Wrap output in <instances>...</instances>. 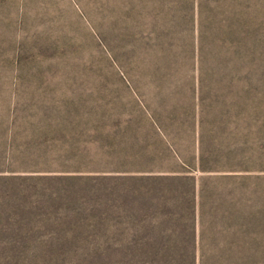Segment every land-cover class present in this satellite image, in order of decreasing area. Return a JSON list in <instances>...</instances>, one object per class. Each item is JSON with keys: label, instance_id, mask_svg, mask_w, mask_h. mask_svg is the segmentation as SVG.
<instances>
[{"label": "rangeland", "instance_id": "obj_1", "mask_svg": "<svg viewBox=\"0 0 264 264\" xmlns=\"http://www.w3.org/2000/svg\"><path fill=\"white\" fill-rule=\"evenodd\" d=\"M2 169L185 181L131 188L170 219L121 194L1 232L0 264H264V0H0Z\"/></svg>", "mask_w": 264, "mask_h": 264}, {"label": "trees", "instance_id": "obj_2", "mask_svg": "<svg viewBox=\"0 0 264 264\" xmlns=\"http://www.w3.org/2000/svg\"><path fill=\"white\" fill-rule=\"evenodd\" d=\"M198 10L201 13V8H194V13H199ZM214 10L215 14L222 16V18L231 13V10L222 4H218ZM196 22L198 35H201V21ZM216 30L220 29L217 28ZM221 30L230 37L242 36L241 40H233L229 43L228 50L230 52L242 49L245 34L243 26L239 28L237 24L236 27L226 25ZM28 172L30 171L12 169H2L0 171V223H2L0 233L8 232V230L16 233L23 232L27 228L28 222H36L37 220L40 222L46 219H55L58 222L59 217L66 218L70 213L73 214L68 219H74L75 223H79L80 220L76 217L91 216L93 200L95 203L102 202L105 204L109 197L121 194L125 200L123 207L126 209V213H124L126 217L130 216L128 215L130 213L128 208L130 207L136 212V217L142 220L149 219L151 216H154L153 219H170L172 217L170 213H159L158 209H152L151 206L146 207L144 200L148 198V195L143 190L142 193H139L131 190V188L162 186L168 190L171 188V183L185 181V178L180 176L153 171H127L118 176H104L85 172L19 174ZM111 183L124 184L122 188H117L111 186ZM151 195L155 196L153 193ZM86 208H88L89 213H82ZM70 210H73V212ZM143 210L150 211L146 214ZM65 212L67 213L61 215ZM71 227L73 228L74 225H71ZM125 264L194 263L192 260L176 262L166 259H152L149 262L139 263L127 261Z\"/></svg>", "mask_w": 264, "mask_h": 264}]
</instances>
